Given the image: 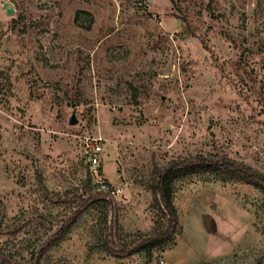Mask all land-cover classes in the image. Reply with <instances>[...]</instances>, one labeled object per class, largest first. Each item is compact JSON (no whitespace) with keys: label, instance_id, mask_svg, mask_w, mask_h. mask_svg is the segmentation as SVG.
Wrapping results in <instances>:
<instances>
[{"label":"rangeland","instance_id":"rangeland-1","mask_svg":"<svg viewBox=\"0 0 264 264\" xmlns=\"http://www.w3.org/2000/svg\"><path fill=\"white\" fill-rule=\"evenodd\" d=\"M10 1L12 14L0 0L1 253L20 264H264V194L211 173L175 182L172 243L104 248L167 224L149 183L173 159L224 153L264 173V0ZM100 181L120 189L112 204L79 206Z\"/></svg>","mask_w":264,"mask_h":264},{"label":"trees","instance_id":"trees-1","mask_svg":"<svg viewBox=\"0 0 264 264\" xmlns=\"http://www.w3.org/2000/svg\"><path fill=\"white\" fill-rule=\"evenodd\" d=\"M77 11L76 20L80 13ZM101 171V167H99ZM198 173H211L223 181H241L249 183L259 189L264 194V173L252 168L243 162L232 159L224 153H214L208 155H189L173 159L167 165L160 168H154L152 179L150 180V188L153 194V204L166 218V225L160 227L157 231H152L150 234L142 236L139 240L131 245L122 246L119 251H114L112 244L109 241L104 243V248L108 253L113 255H128L134 252H145L147 254L160 246H164L173 242L174 232L179 229V220L177 209L173 201L175 190V182L188 175ZM106 182V181H105ZM89 183V181H88ZM95 193H91L88 197L81 199L79 206H86L90 200L100 198L107 207L112 204V195L108 190L100 187V183L93 185ZM75 213L63 220L53 235L39 247L37 257L41 256L48 248L57 242L64 233L69 230L75 218ZM107 215H104L106 222ZM264 256L259 259L263 260ZM0 264H20L11 261L5 254L0 251Z\"/></svg>","mask_w":264,"mask_h":264},{"label":"water","instance_id":"water-1","mask_svg":"<svg viewBox=\"0 0 264 264\" xmlns=\"http://www.w3.org/2000/svg\"><path fill=\"white\" fill-rule=\"evenodd\" d=\"M2 6L4 7L6 13H8V14L14 13L13 3L10 0H2ZM69 122L70 123L76 122V118H75L74 113H72Z\"/></svg>","mask_w":264,"mask_h":264},{"label":"built area","instance_id":"built-area-1","mask_svg":"<svg viewBox=\"0 0 264 264\" xmlns=\"http://www.w3.org/2000/svg\"><path fill=\"white\" fill-rule=\"evenodd\" d=\"M99 183H100V187L105 189V190H108L110 195H112V196L116 195L120 192V189L118 187H114L113 185H111L105 181H100ZM161 262H162V260H161Z\"/></svg>","mask_w":264,"mask_h":264}]
</instances>
